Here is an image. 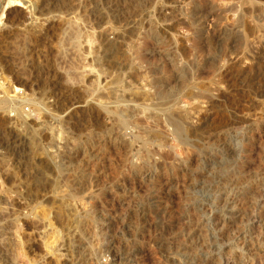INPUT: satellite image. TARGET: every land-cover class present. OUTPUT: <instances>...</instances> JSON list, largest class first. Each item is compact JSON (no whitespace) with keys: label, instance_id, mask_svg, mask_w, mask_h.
<instances>
[{"label":"rangeland","instance_id":"rangeland-1","mask_svg":"<svg viewBox=\"0 0 264 264\" xmlns=\"http://www.w3.org/2000/svg\"><path fill=\"white\" fill-rule=\"evenodd\" d=\"M87 1L0 4V264H264V0H93L62 82Z\"/></svg>","mask_w":264,"mask_h":264},{"label":"bare ground","instance_id":"bare-ground-1","mask_svg":"<svg viewBox=\"0 0 264 264\" xmlns=\"http://www.w3.org/2000/svg\"><path fill=\"white\" fill-rule=\"evenodd\" d=\"M85 1H87V0H85ZM95 1V0H94ZM94 1L93 0H88L87 2H85V3H83V2H81V3H83V4H81L80 5V8L82 7V10L80 11V9H79V11H77V10H75L72 14V18H73V20H75V22L78 24H76L75 22L73 23H71V27L69 28V29H67L66 30V28H64V30H66V36H65V39H64V42H63V47H65V46H67L68 44L70 45L71 44V48L72 49H74L73 51H74V54H75V56H73L74 58V60H72V58L70 59V62H68V61H66V58H65V60H60V61H62V62H60V63H62L63 65L66 63V66H69L68 68V70L66 69L67 67L65 66V69H64V67H63V69H64V73L63 74H61V76L60 75H58L59 76V78H60V80H62V82L63 81H67V80H72V82H74V81H76V82H79V84H80V82H90L91 84L95 81L94 79H95V77H97V72H96V67H95V57H96V55H99V54H96V51H95V49H94V47H96L97 46V42H100V44L103 46V47H107V46H109V44L111 43V42H109L108 41V38H105V37H102V35H100V34H97V33H91L92 31L90 30H86V31H84V29H83V25H84V23H89V21H90V23H97V21H99L98 20V15L99 16H102V14L104 13H102V11H100V9L94 4ZM2 2L4 3H7L8 5H12V6H15V5H17V4H15V3H20L21 2V0H0V4H2ZM36 3V2H35ZM3 5V4H2ZM46 6V5H45ZM1 9H3V8H1ZM73 9V8H72ZM48 10V9H47ZM1 11V10H0ZM107 11V10H106ZM56 12H58V11H56ZM27 13V12H26ZM71 13V12H70ZM107 13V12H106ZM109 13V12H108ZM105 14V13H104ZM42 15V14H41ZM103 17V16H102ZM101 17V18H102ZM52 18V17H51ZM54 18V17H53ZM101 18H99V19H101ZM27 19V18H26ZM2 20V17L0 16V21ZM72 20V21H73ZM101 20H104V19H101ZM62 21V20H61ZM12 23V22H11ZM67 24H69V23H67ZM99 24V23H98ZM90 25V24H89ZM15 26V25H14ZM40 26V25H39ZM88 26V25H87ZM261 26V25H260ZM43 27V26H42ZM89 27V26H88ZM90 28H92V26L90 27ZM89 28V29H90ZM87 31H88V33H87ZM95 31V30H94ZM111 31V30H110ZM110 34V33H109ZM65 35V34H64ZM22 36V35H21ZM27 36V35H26ZM102 37V38H101ZM60 38V37H59ZM100 40V41H99ZM60 41V40H59ZM69 41H72L71 43L69 42ZM58 42V41H57ZM67 42H69L68 44H67ZM84 43H86V51H84ZM111 45V44H110ZM56 46V45H55ZM99 46V45H98ZM65 49L66 50H68L66 47H65ZM88 49V50H87ZM141 49V48H140ZM99 51V50H98ZM106 51V50H105ZM100 52V51H99ZM73 53V52H72ZM74 54H72V55H74ZM91 57V58H90ZM99 57V56H98ZM140 57V56H139ZM97 58V57H96ZM64 59V58H63ZM72 60V61H71ZM95 61V62H94ZM106 62V61H105ZM44 68V67H43ZM60 68V67H59ZM62 68V67H61ZM73 69L75 70V71H73ZM61 70V69H60ZM58 71V70H57ZM81 71V72H80ZM102 71V70H101ZM115 73V72H114ZM55 74H57V73H55ZM117 75V77H113V75L111 74V81L110 82H112V81H119V80H121L119 77L120 76H118V74H116ZM115 75V76H116ZM40 76V75H39ZM57 76V77H58ZM94 77V78H93ZM99 77V76H98ZM56 79V78H55ZM98 80V79H97ZM75 82V83H76ZM98 82V81H97ZM90 83H88V84H90ZM116 83V82H115ZM85 84V83H84ZM87 84V85H88ZM95 84V83H94ZM74 85V84H73ZM81 86V85H80ZM122 86V85H121ZM2 89L1 90H3L4 91V93H8V91L6 90V87H4L3 86V84H2ZM65 87H66V90H68V91H78L76 88L74 89L71 85L69 86V85H67V84H65ZM82 87V86H81ZM16 88H18V87H15V89ZM48 88V87H47ZM112 88V87H111ZM80 91V90H79ZM117 91V90H116ZM94 92V91H93ZM111 92H114V90H112V91H109V92H107L108 94L109 93H111ZM113 93H111V95H112ZM6 95V94H5ZM103 95V94H102ZM9 96H11V95H9ZM110 96V95H109ZM111 98L113 97V96H110ZM44 98V97H43ZM102 98H103V96H102ZM103 100H105V98H103ZM107 100V99H106ZM14 101H16V100H14V99H10L8 96H4V97H2V98H0V105H1V107H3V108H10L11 106H12V103L14 102ZM21 101H22V99H21ZM19 105H21V104H19ZM36 105V104H35ZM16 105H14V108H15V110H16V108L17 107H15ZM106 108V111H108V113L109 112H114V113H117L118 114V110H119V108L117 109V110H110V108L109 107H105ZM18 109V108H17ZM113 109H114V107H113ZM116 109V108H115ZM123 109V108H122ZM11 110V109H10ZM14 110V109H13ZM127 110V112H128V109H126ZM123 112V111H122ZM16 113H17V111H16ZM120 114V113H119ZM122 114V113H121ZM123 115V114H122ZM179 115H180V113H179ZM188 116V115H187ZM113 117H114V115H113ZM183 117V116H182ZM24 117H23V115H20V111L16 114V116L14 117V123L18 120L19 121V119L22 121V120H24L23 119ZM29 118V117H28ZM115 118V117H114ZM119 118V117H118ZM117 118V119H118ZM180 118V117H179ZM116 120V119H115ZM138 121V120H137ZM136 120H135V122H133V121H131V122H133V126H135V127H137L138 126V123L140 122V120L137 122ZM170 123H171V125L173 126V128H171V129H173L172 131H174L175 133H177V134H179V135H181V132H183L182 130H183V125L181 124V123H179V121L178 120H175L174 118H170V120H168ZM28 121H26L25 120V125L27 126H29V124L27 123ZM118 122V121H117ZM116 122V123H117ZM113 123V122H112ZM170 123H168L169 125H170ZM47 124V125H46ZM46 127H47V129H50L49 127H50V125H48V123L46 122ZM118 124V123H117ZM120 124V123H119ZM118 124V125H119ZM20 125H21V123H20ZM31 125V124H30ZM117 125V126H118ZM122 127L123 126H129L130 125V123L129 122H127V121H121V124H120ZM140 125V124H139ZM29 127H31V126H29ZM118 127H120V126H118ZM145 127V126H144ZM32 128V134L34 135L35 134V132L37 131V129L36 128H34V127H31ZM112 128V127H111ZM121 128V127H120ZM46 129V130H47ZM150 129V128H149ZM112 130V131H111ZM110 131L111 132H109V134H108V136H107V138H109V139H111L112 141L114 140V139H116V138H120V137H122V136H118L117 135V133H118V130L115 132V130H113V129H111ZM171 131V130H170ZM108 132V131H107ZM146 133H147V131H145ZM120 133V132H119ZM159 133V132H158ZM173 133V132H172ZM53 134V132L51 133V131L48 133V135H52ZM107 134H105V135H107ZM47 135V134H46ZM104 135V136H105ZM35 136V135H34ZM37 136V135H36ZM53 136V135H52ZM103 136V137H104ZM115 136H117L116 138H115ZM51 137V136H50ZM49 137V138H50ZM123 138V137H122ZM52 139V138H51ZM17 140V139H16ZM36 140V139H35ZM107 140V139H106ZM184 140V139H183ZM37 141V140H36ZM85 141V140H84ZM122 142H121V147H123V146H125L124 148H130V143L129 142H125L123 139L121 140ZM16 142V141H15ZM32 142V141H31ZM35 142V141H34ZM107 143H108V141H106ZM36 143V142H35ZM111 143V142H110ZM109 143V144H110ZM182 143V142H181ZM107 145V144H106ZM109 146V145H108ZM107 146V147H108ZM113 146V145H112ZM120 146V145H119ZM188 148V147H187ZM42 149V148H41ZM112 151V150H111ZM192 152V151H191ZM106 153V152H105ZM11 154V153H10ZM40 154H43V153H40ZM47 154V153H46ZM45 154V155H46ZM51 154V153H50ZM44 155V154H43ZM49 156V155H48ZM146 161H147V164H148V166H149V168H154V167H162L163 166V162H159V161H157V159H153L152 157H151V155L149 154L148 155V157L146 156ZM161 158H163V159H166L165 157H163V156H161ZM151 159V160H150ZM153 159V160H152ZM60 166H63L62 165V163H61V165ZM61 170V169H60ZM59 170V171H60ZM141 173V172H140ZM62 176V175H61ZM62 179V178H61ZM59 180V179H58ZM60 181V180H59ZM59 181H57V183L59 184ZM63 189V188H62ZM76 193V192H75ZM65 200V199H64ZM62 201V200H61ZM71 201V200H70ZM62 202H64V201H62ZM67 202V201H66ZM68 203V202H67ZM76 204V203H75ZM44 216V215H43ZM231 223V222H230ZM132 232V231H131ZM183 246V245H182ZM190 250V249H189ZM186 252V251H185ZM190 257V256H189Z\"/></svg>","mask_w":264,"mask_h":264}]
</instances>
